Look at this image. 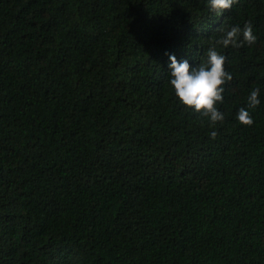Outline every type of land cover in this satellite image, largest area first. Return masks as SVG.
Here are the masks:
<instances>
[{
    "label": "trees",
    "instance_id": "16d2710c",
    "mask_svg": "<svg viewBox=\"0 0 264 264\" xmlns=\"http://www.w3.org/2000/svg\"><path fill=\"white\" fill-rule=\"evenodd\" d=\"M208 3L0 0V264H264V0ZM249 21L212 140L170 56Z\"/></svg>",
    "mask_w": 264,
    "mask_h": 264
},
{
    "label": "clouds",
    "instance_id": "9594fccd",
    "mask_svg": "<svg viewBox=\"0 0 264 264\" xmlns=\"http://www.w3.org/2000/svg\"><path fill=\"white\" fill-rule=\"evenodd\" d=\"M236 2L237 0H209L208 6L216 17H220ZM219 31L221 35L211 41L196 67H192L187 60L178 62L175 56L171 55V73L168 80L180 103L186 109L207 119L210 129H213L209 132L212 140L217 138L218 133L214 130L217 124H222L225 119V114L219 110V105L224 103V86L233 79L232 74L225 68L226 56L221 54L218 48H240L244 44L252 45L257 41L250 21L245 23L243 28L237 25L230 29L221 27ZM259 92V88H256L248 96L250 108L260 104ZM236 119L245 126L254 123L249 111L243 107L238 110Z\"/></svg>",
    "mask_w": 264,
    "mask_h": 264
}]
</instances>
